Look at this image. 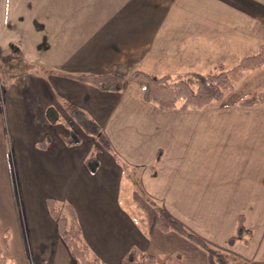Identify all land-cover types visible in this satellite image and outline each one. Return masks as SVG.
<instances>
[{"label": "crops", "instance_id": "0c3cea01", "mask_svg": "<svg viewBox=\"0 0 264 264\" xmlns=\"http://www.w3.org/2000/svg\"><path fill=\"white\" fill-rule=\"evenodd\" d=\"M263 24L264 0H0V63L21 76L0 80L4 263L78 264L49 212L54 199L74 209L104 264H122L131 248L158 264H207L184 235L158 229L150 204L229 264H264V109L162 111L134 83L115 93L74 78L227 71L258 49ZM70 105L105 146L70 118ZM239 216L252 235L230 246Z\"/></svg>", "mask_w": 264, "mask_h": 264}, {"label": "trees", "instance_id": "16d2710c", "mask_svg": "<svg viewBox=\"0 0 264 264\" xmlns=\"http://www.w3.org/2000/svg\"><path fill=\"white\" fill-rule=\"evenodd\" d=\"M264 62V44L260 46L259 52L246 56L230 70L210 72V73H188L176 77L168 75L156 76L142 71H134L129 76L124 77L117 73L105 75H83L76 76L75 79L88 83L104 92L122 91L124 83L131 82L139 85L143 89L142 99L155 105L160 110L188 108H203L212 102L220 101L224 92L233 86L232 76L242 70L254 69ZM264 103V91L252 94L241 102V106L251 107ZM70 118L87 134L97 137L99 143L105 146L106 143L101 134L100 128L91 119L87 118L74 106L68 107ZM77 142L74 135H70L69 142ZM45 144H40L44 147ZM159 155L157 156V161ZM87 168L90 172H95L96 161L94 154L86 160ZM50 214L57 224L58 234L67 246L70 254L78 264H104L97 258L91 256L88 248L82 241L80 227L76 219L74 209L70 205H60L54 199L47 200ZM156 211V225L162 232L174 231L184 235L190 242L206 252L207 264H228L227 256L220 250L208 245L201 238L187 231L180 223L176 222L161 208L154 207ZM251 230L245 228L242 216L237 219L234 235L227 243L233 245L238 238L251 235ZM0 264H5L0 251ZM122 264H158L154 258L141 252L136 248H131L122 259ZM164 264H175L168 260Z\"/></svg>", "mask_w": 264, "mask_h": 264}, {"label": "rangeland", "instance_id": "374dc122", "mask_svg": "<svg viewBox=\"0 0 264 264\" xmlns=\"http://www.w3.org/2000/svg\"><path fill=\"white\" fill-rule=\"evenodd\" d=\"M263 27H264V24H263ZM263 44H264V41L261 44H259L258 49L254 53L245 55V56L241 57V59L246 57V56L258 53L260 46H262ZM8 61L9 60H6V62L8 64L6 63L5 65H2L0 63V80L6 81L7 78L8 79H16V78L21 77L19 74H15L14 68L11 65H9L10 63ZM232 83H233V86L224 92L223 97L220 101L212 102L211 104H209L205 107L225 106L226 104L230 105L233 103L239 108L254 109V110L255 109L256 110H263L264 109V103L263 104H256V105L251 106V107L241 106V102L243 100H245L246 98H248L250 95L257 94V93L264 91V62L257 68L242 70V71H240V73L233 75L232 76ZM0 97H1V93H0ZM0 104H1V101H0ZM188 109H192V108H188ZM69 124L71 125V127H73L72 125H75V123H69ZM69 124L67 123V127H69ZM136 203L135 204L142 210H146L148 208L145 203H142V201H137ZM149 204H150V201H149ZM150 205L152 207H155V206L158 207V205H156V204H150ZM153 210L155 211V209H153ZM155 213H156V211H155ZM156 218H157V215H156ZM236 224H237V220H236ZM251 235H252V233H251ZM251 235H245L242 237L245 239L244 243H247V241L250 239ZM230 246H232V245H230ZM217 250H219V249H217ZM227 258H228V264H229L230 258L228 256H227Z\"/></svg>", "mask_w": 264, "mask_h": 264}]
</instances>
